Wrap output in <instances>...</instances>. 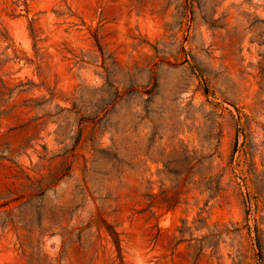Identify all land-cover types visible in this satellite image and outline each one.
<instances>
[{
    "label": "rangeland",
    "instance_id": "obj_1",
    "mask_svg": "<svg viewBox=\"0 0 264 264\" xmlns=\"http://www.w3.org/2000/svg\"><path fill=\"white\" fill-rule=\"evenodd\" d=\"M0 264H264V0H0Z\"/></svg>",
    "mask_w": 264,
    "mask_h": 264
},
{
    "label": "trees",
    "instance_id": "obj_2",
    "mask_svg": "<svg viewBox=\"0 0 264 264\" xmlns=\"http://www.w3.org/2000/svg\"><path fill=\"white\" fill-rule=\"evenodd\" d=\"M221 176L222 175H217V176H214L213 178H211V180H210V183H211V185H212V183H214L215 182V187H211V189L212 188H215V193H213V195H211V196H216V193L219 191V185H220V183H221ZM249 202V201H248ZM259 231V230H258Z\"/></svg>",
    "mask_w": 264,
    "mask_h": 264
}]
</instances>
